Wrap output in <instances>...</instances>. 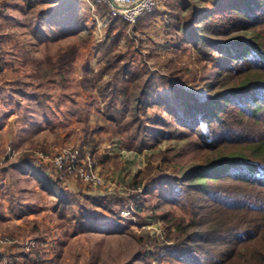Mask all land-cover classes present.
Here are the masks:
<instances>
[{
	"label": "rangeland",
	"instance_id": "rangeland-1",
	"mask_svg": "<svg viewBox=\"0 0 264 264\" xmlns=\"http://www.w3.org/2000/svg\"><path fill=\"white\" fill-rule=\"evenodd\" d=\"M32 1L34 4L29 6L27 0H0V64L4 65L0 70V234L18 240L0 248V264H167L168 260L163 259L165 250L174 244L169 240L174 226L168 220L181 211L175 206L160 207L156 199L145 197L144 184L133 187L132 179L150 162L159 165V171L166 166V173L181 175L189 167L201 164L206 153L197 151L186 140L167 138L143 150L123 146L119 133L96 109L100 100H94L97 90L93 78L103 56L91 55L86 49L90 38L104 37L109 17L100 15L99 8L96 14L82 1ZM168 1L159 0L153 19L136 32L130 30L132 43L122 40L116 48L126 51V61L131 66H146L201 99L207 94L205 87L192 89L190 84L181 85L175 78L190 79L194 75L197 80L202 67L192 47L181 45L178 51L174 50L176 32L167 26ZM75 23H81L79 29L73 27ZM262 41L261 38L259 42ZM75 44L79 47L70 52ZM219 47L213 52L216 57L226 48L230 53L240 48L227 43ZM64 51L65 55L57 58ZM71 56L75 59L71 60L72 67L66 68L62 83L57 72ZM49 59L53 74L41 77L50 66ZM157 83L160 84L154 78L152 84ZM43 92L48 98L41 103L34 95ZM145 112L149 113L147 118L160 115L169 120L155 106ZM91 139L97 143L94 151L87 144ZM74 148L79 151L78 165L87 162L86 156L91 164L95 163L91 176L95 181L99 176L102 184H87L74 175L59 180L49 162L41 161L35 154L42 151L49 158L56 154L69 158ZM25 153L40 160L45 166L43 174L50 172L71 193L99 194L125 203L118 213L129 211L125 216L121 213L127 229L107 233L75 228L78 224L70 213L65 212L67 215L62 217L53 211L54 198L42 190L32 170L21 163ZM163 157L171 161L166 163ZM156 194L157 191L152 197ZM212 200L201 198L202 213L212 209ZM73 209L77 210L78 205L74 204Z\"/></svg>",
	"mask_w": 264,
	"mask_h": 264
},
{
	"label": "trees",
	"instance_id": "trees-1",
	"mask_svg": "<svg viewBox=\"0 0 264 264\" xmlns=\"http://www.w3.org/2000/svg\"><path fill=\"white\" fill-rule=\"evenodd\" d=\"M27 4L32 6L34 1L27 0ZM168 6L167 26L176 32L174 50L181 45L192 47L202 67L197 80L194 75L175 78L192 89L205 87L207 94L199 99L165 75H155L146 66H131L126 51L116 48L122 40L132 43L130 30L138 31L153 19V13L131 26L109 17L106 7H99L100 15L109 17L105 35L90 38L86 47L89 54L103 56L93 78L97 90L94 100H100L97 113L116 129L122 145L129 149L143 150L167 138L186 140L206 153L201 164L181 175L166 173V166L159 171V165L150 162L132 179V186L144 184L145 197L156 199L160 207L175 206L181 211L168 220L174 226L169 239L174 244L163 255L167 264H264V41L259 42L264 39V0H169ZM76 26L79 29L81 23L73 24ZM93 28H97L96 22ZM221 43L240 48L234 53L226 48L216 57L213 52ZM78 47L75 44L70 52ZM74 59L71 56L58 69L62 83ZM49 60L50 66L41 77L53 74ZM3 67L0 64V70ZM154 78L160 84H152ZM34 96L41 103L48 98L45 92ZM152 106L166 113L169 120L160 115L147 118L145 109ZM87 144L93 151L97 145L94 139ZM163 161L171 160L163 157ZM21 163L54 198L53 211L62 217L68 212L76 219L75 228L107 233L127 229L126 220L118 213L125 203L99 194L69 192L61 181L44 175L45 166L29 153L21 157ZM203 196L213 199L208 213L200 211Z\"/></svg>",
	"mask_w": 264,
	"mask_h": 264
},
{
	"label": "built area",
	"instance_id": "built-area-1",
	"mask_svg": "<svg viewBox=\"0 0 264 264\" xmlns=\"http://www.w3.org/2000/svg\"><path fill=\"white\" fill-rule=\"evenodd\" d=\"M59 2H74V1H82L83 0H57ZM89 3L91 6V11H94L96 14L97 9L99 7H106L108 9L109 17L117 18L120 20H124L129 22L131 25H135L139 23L141 18L152 14L158 8L159 0H84ZM63 150H66L64 148ZM35 154L38 158L43 162H49L52 169L55 170L57 175V179L61 180L66 176H77L82 181H85L87 184L92 185H100L103 183L102 179L96 175V181L92 178L94 171V164L89 161V156H86L87 162H82L80 164V160H77L79 157L78 148L73 150L72 155L69 158H65L61 154H56L53 158H49L48 155H45L42 151H37ZM78 165L79 167H77ZM50 172H45L44 175H49ZM66 177V178H67ZM126 212L129 211H121V213L125 216ZM18 240L9 235H1L0 234V248L13 245L17 243ZM164 253V252H163Z\"/></svg>",
	"mask_w": 264,
	"mask_h": 264
},
{
	"label": "crops",
	"instance_id": "crops-1",
	"mask_svg": "<svg viewBox=\"0 0 264 264\" xmlns=\"http://www.w3.org/2000/svg\"><path fill=\"white\" fill-rule=\"evenodd\" d=\"M83 2L88 3L87 1H84V0H83ZM67 3H70V2H67ZM88 6H89V8H90V10H91V6L89 5V3H88ZM90 10H88V12H91ZM6 247H7V246H6ZM0 257H1V255H0Z\"/></svg>",
	"mask_w": 264,
	"mask_h": 264
}]
</instances>
